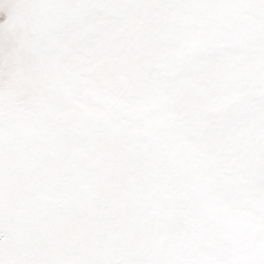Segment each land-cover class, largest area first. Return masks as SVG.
Segmentation results:
<instances>
[{
    "label": "snow or ice",
    "instance_id": "1",
    "mask_svg": "<svg viewBox=\"0 0 264 264\" xmlns=\"http://www.w3.org/2000/svg\"><path fill=\"white\" fill-rule=\"evenodd\" d=\"M0 264H264V0H0Z\"/></svg>",
    "mask_w": 264,
    "mask_h": 264
}]
</instances>
